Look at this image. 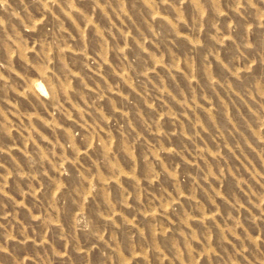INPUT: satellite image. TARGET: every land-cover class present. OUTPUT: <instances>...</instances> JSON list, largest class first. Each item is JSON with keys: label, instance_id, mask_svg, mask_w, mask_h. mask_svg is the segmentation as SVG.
Segmentation results:
<instances>
[{"label": "rangeland", "instance_id": "1", "mask_svg": "<svg viewBox=\"0 0 264 264\" xmlns=\"http://www.w3.org/2000/svg\"><path fill=\"white\" fill-rule=\"evenodd\" d=\"M0 264H264V0H0Z\"/></svg>", "mask_w": 264, "mask_h": 264}]
</instances>
